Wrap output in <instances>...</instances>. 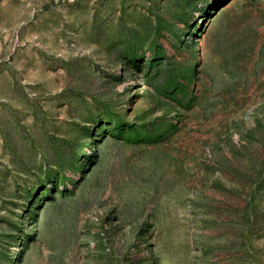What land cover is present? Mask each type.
Segmentation results:
<instances>
[{"label": "rangeland", "instance_id": "374dc122", "mask_svg": "<svg viewBox=\"0 0 264 264\" xmlns=\"http://www.w3.org/2000/svg\"><path fill=\"white\" fill-rule=\"evenodd\" d=\"M0 264H264V0H0Z\"/></svg>", "mask_w": 264, "mask_h": 264}]
</instances>
